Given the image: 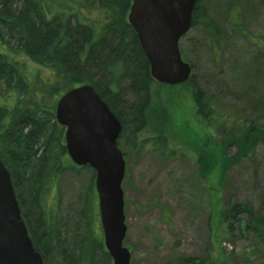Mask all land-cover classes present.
I'll return each instance as SVG.
<instances>
[{"label": "trees", "instance_id": "trees-1", "mask_svg": "<svg viewBox=\"0 0 264 264\" xmlns=\"http://www.w3.org/2000/svg\"><path fill=\"white\" fill-rule=\"evenodd\" d=\"M204 2L197 0L192 29L202 26L216 52L221 49L222 29L208 18ZM131 4L132 0H0V154L46 264H52L59 253L66 264H113L97 213L96 173L72 162L66 129L56 118L58 100L72 88L95 87L120 119L124 145L178 155L185 152L174 138L180 136L196 153L199 172L216 173L222 185L229 169L243 158H252L257 145L264 143V126L221 109L214 97L200 89L194 75L188 85L208 140L199 147L195 135L178 133L170 115L153 105L155 81L128 21ZM251 35L244 37L257 47V72L264 78V39ZM230 148L236 149L233 156ZM84 169L91 170V182L75 218H65L60 178ZM222 214L242 231L251 232L264 248V214L234 197ZM167 264L206 262L187 256Z\"/></svg>", "mask_w": 264, "mask_h": 264}, {"label": "rangeland", "instance_id": "rangeland-1", "mask_svg": "<svg viewBox=\"0 0 264 264\" xmlns=\"http://www.w3.org/2000/svg\"><path fill=\"white\" fill-rule=\"evenodd\" d=\"M203 2L208 18L222 29L221 49L213 51L211 36L197 26L180 42L183 58L192 65L200 89L214 97L221 109L264 126V78L257 72V47L244 37L250 33L264 39V0ZM151 96L153 105L170 115L178 133L195 135L199 147L206 144L208 134L188 83L169 86L155 81ZM174 138L185 152L167 156L151 148L134 150L120 142L127 155L122 188L125 246L132 253L131 264H167L187 256L206 264H264V248L257 245L254 235L222 214L232 197L264 214V143L257 145L252 158H243L230 168L222 185L216 173L199 172L196 153L180 136ZM228 153L233 156L236 149ZM91 177L90 169L61 176L58 190L65 218L77 215ZM54 196L55 191L53 200ZM97 213L101 226L99 206ZM63 258L56 254L52 264H66Z\"/></svg>", "mask_w": 264, "mask_h": 264}, {"label": "water", "instance_id": "water-1", "mask_svg": "<svg viewBox=\"0 0 264 264\" xmlns=\"http://www.w3.org/2000/svg\"><path fill=\"white\" fill-rule=\"evenodd\" d=\"M197 0H132L129 24L160 84L188 82L193 68L180 51L192 27ZM56 118L66 128L68 155L77 166L96 172L95 186L104 243L113 264H131L122 188L126 161L118 142L123 127L95 87L77 86L58 100ZM0 264H46L23 217L12 176L0 155Z\"/></svg>", "mask_w": 264, "mask_h": 264}]
</instances>
